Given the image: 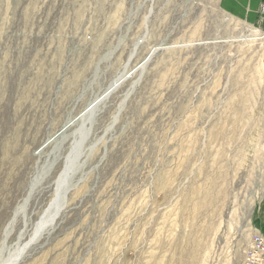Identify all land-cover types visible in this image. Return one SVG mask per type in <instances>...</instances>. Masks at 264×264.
Returning a JSON list of instances; mask_svg holds the SVG:
<instances>
[{"label": "rangeland", "instance_id": "rangeland-1", "mask_svg": "<svg viewBox=\"0 0 264 264\" xmlns=\"http://www.w3.org/2000/svg\"><path fill=\"white\" fill-rule=\"evenodd\" d=\"M124 71L19 264H244L264 236L263 0H0V263Z\"/></svg>", "mask_w": 264, "mask_h": 264}, {"label": "bare ground", "instance_id": "bare-ground-1", "mask_svg": "<svg viewBox=\"0 0 264 264\" xmlns=\"http://www.w3.org/2000/svg\"><path fill=\"white\" fill-rule=\"evenodd\" d=\"M126 73H127V71H124L121 74H119L115 79H113L109 83V85L107 86L104 93L108 89H110L111 87H115L116 84L125 76ZM108 97H105L103 100H105ZM99 98H100V96L97 97L95 100L91 101L88 104L87 108L89 106H91L92 104H94ZM103 100L98 101L90 109L84 111L80 126H78L79 133L81 134V139L79 138L80 140L77 141V146L75 147V150L73 151L72 155L70 156V159L65 164V167L63 168V170L61 171V173L58 175L57 179L55 180V189H54L55 194H54L53 198L51 199V201L49 202V204L46 206V208L43 210V212L39 216L38 220L35 222V224L33 226V231L30 234L29 239L26 240L25 242H19L18 244L15 243L17 245H14L15 247L12 250L9 249L10 250L9 254L7 253L8 256L5 259H3V261L0 264H19L24 259V257L27 255V253L30 251V249L32 247H34V245L36 243H38V241L42 237H44L46 234H50L56 228L60 217L64 214V212L67 209V205L69 202V197H68L69 192L71 191V188L75 185V179L72 176V171H73L74 166L76 164V158L79 154L80 146L82 147V145H80V144H81L84 136L87 135L89 130L91 129V126L93 125L94 117L96 115V111H97L99 105L102 103ZM65 131L62 133L61 136L65 135ZM77 134H78V132H77ZM80 156H82V154ZM78 168H80V167H78ZM74 176H75V174H74ZM35 178H36V176H35ZM43 178H44V176L39 175L34 180V183L32 184L30 191L27 194V197L24 199V202L17 208V210L15 212V216L19 213H25L37 186L42 182ZM13 220H14V218H13ZM13 220H12L11 224H9V225H12ZM22 240H24V239H22ZM5 251H7V250H5Z\"/></svg>", "mask_w": 264, "mask_h": 264}, {"label": "built area", "instance_id": "built-area-1", "mask_svg": "<svg viewBox=\"0 0 264 264\" xmlns=\"http://www.w3.org/2000/svg\"><path fill=\"white\" fill-rule=\"evenodd\" d=\"M244 264H264V236H252L245 253Z\"/></svg>", "mask_w": 264, "mask_h": 264}, {"label": "water", "instance_id": "water-1", "mask_svg": "<svg viewBox=\"0 0 264 264\" xmlns=\"http://www.w3.org/2000/svg\"><path fill=\"white\" fill-rule=\"evenodd\" d=\"M161 48H163V47H162V46H159V47L154 48V49L152 50V52L148 55V57L145 59V61L143 62L142 65L146 64L147 62H149L150 59L152 58V56L154 55V53H155L157 50L161 49ZM129 76H130V74H128L127 76L123 77V78L117 83V85H116L115 87H111L110 89H108V90H107L102 96H100V98H99L94 104H92L91 106H89L86 110L90 109V108H91L93 105H95L98 101H101V100H103L105 97H108V96H109V95H110V94L116 89V87H118V86H119V85H120L125 79H127ZM77 119H78V118H77ZM77 119H76V121H77ZM72 122H73V121H71L70 123L66 124L58 134L63 133V132L69 127V125L72 124ZM73 188H74V186H73L71 189H73Z\"/></svg>", "mask_w": 264, "mask_h": 264}, {"label": "crops", "instance_id": "crops-1", "mask_svg": "<svg viewBox=\"0 0 264 264\" xmlns=\"http://www.w3.org/2000/svg\"><path fill=\"white\" fill-rule=\"evenodd\" d=\"M264 1V0H263Z\"/></svg>", "mask_w": 264, "mask_h": 264}]
</instances>
